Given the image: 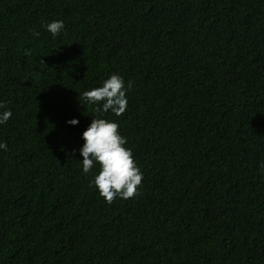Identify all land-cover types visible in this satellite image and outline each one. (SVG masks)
I'll use <instances>...</instances> for the list:
<instances>
[{
  "label": "trees",
  "instance_id": "obj_1",
  "mask_svg": "<svg viewBox=\"0 0 264 264\" xmlns=\"http://www.w3.org/2000/svg\"><path fill=\"white\" fill-rule=\"evenodd\" d=\"M113 73L120 116L82 95ZM0 104V264H264V0H0ZM97 117L143 173L132 198L81 170Z\"/></svg>",
  "mask_w": 264,
  "mask_h": 264
},
{
  "label": "clouds",
  "instance_id": "obj_2",
  "mask_svg": "<svg viewBox=\"0 0 264 264\" xmlns=\"http://www.w3.org/2000/svg\"><path fill=\"white\" fill-rule=\"evenodd\" d=\"M41 27L50 33L52 38H55L65 29V24L63 20L57 19ZM32 35L38 37L40 33L32 31ZM23 54L30 56L31 50L25 49ZM131 87V81L126 84L121 75L113 73L99 86L84 91L82 95L88 104L93 105L95 112L111 111L114 115L120 116L127 110L126 93ZM0 108H3L2 104ZM11 116V110L0 111V125L6 124ZM65 123L75 126L79 121L72 118ZM118 127L115 120L102 117L92 118L81 133L83 144L78 149L82 157L79 162L84 174H90L94 164L99 165V170L93 175L90 184L109 204L116 198L129 199L137 195L143 178V173L133 157L131 148L125 147L127 138L120 134ZM6 149L7 144L0 141V150ZM75 151L73 150V154ZM258 166L264 169V161Z\"/></svg>",
  "mask_w": 264,
  "mask_h": 264
}]
</instances>
